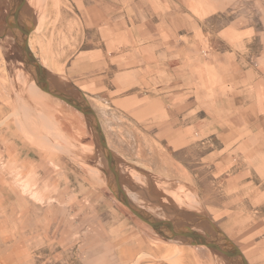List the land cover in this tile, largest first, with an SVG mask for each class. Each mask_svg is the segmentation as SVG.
Masks as SVG:
<instances>
[{
  "label": "rangeland",
  "instance_id": "1",
  "mask_svg": "<svg viewBox=\"0 0 264 264\" xmlns=\"http://www.w3.org/2000/svg\"><path fill=\"white\" fill-rule=\"evenodd\" d=\"M192 1L199 17L252 26L264 35V0ZM25 3L39 22L40 52L64 66L86 43L82 0ZM0 70V264H230L219 251L167 239L137 217L109 187L108 161L84 114L31 84L29 71L2 50ZM100 100L105 114L95 110L125 191L145 190L169 218L173 208L185 217L207 215L225 232L203 207L176 153L154 135L155 126ZM241 250L249 264L264 261V249Z\"/></svg>",
  "mask_w": 264,
  "mask_h": 264
},
{
  "label": "crops",
  "instance_id": "2",
  "mask_svg": "<svg viewBox=\"0 0 264 264\" xmlns=\"http://www.w3.org/2000/svg\"><path fill=\"white\" fill-rule=\"evenodd\" d=\"M14 3L0 0L4 55L26 69L22 35L35 23L30 46L59 88L151 122L210 216L241 249H264V35L199 17L192 0H82L86 43L60 66Z\"/></svg>",
  "mask_w": 264,
  "mask_h": 264
},
{
  "label": "water",
  "instance_id": "3",
  "mask_svg": "<svg viewBox=\"0 0 264 264\" xmlns=\"http://www.w3.org/2000/svg\"><path fill=\"white\" fill-rule=\"evenodd\" d=\"M12 1L15 2L14 4H17L16 12L21 10L25 5V0ZM18 27L20 26L18 25ZM35 28V23H32V26L26 29L24 33L22 31L23 43L21 44V48L24 53L23 61L26 68L43 90L61 98L84 114L94 129L101 151L108 161V184L117 199L125 204L137 217L149 224L158 234L167 239L182 240L192 245L204 244L219 251L230 264H249L241 248L209 216L187 212L190 215H188L189 217H185L181 216L182 211L173 208L174 216L172 218L159 219L132 202L124 189L117 157L109 146L97 111L89 103L86 94L82 93L80 96L73 95L62 90L53 82L51 79L53 77L52 73L41 63L30 46L29 37ZM198 228L203 230V232H200Z\"/></svg>",
  "mask_w": 264,
  "mask_h": 264
},
{
  "label": "bare ground",
  "instance_id": "4",
  "mask_svg": "<svg viewBox=\"0 0 264 264\" xmlns=\"http://www.w3.org/2000/svg\"><path fill=\"white\" fill-rule=\"evenodd\" d=\"M37 0H32V4H34L35 2H36ZM25 2H26V0H25ZM28 2V1H27ZM11 4V3H10ZM26 4V3H25ZM27 5V4H26ZM24 10V9H23ZM38 10V9H37ZM23 13V12H22ZM39 25V24H38ZM41 31V30H40ZM19 38V37H18ZM23 53V52H22ZM24 54V53H23ZM23 62V61H22ZM18 64V63H17ZM18 66V65H17ZM16 66V67H17ZM23 69V68H22ZM27 69V68H26ZM25 69V70H26ZM23 72V71H22ZM25 72H28V71H25ZM14 73H16V72H14ZM20 74H21V72H20ZM23 74V73H22ZM14 76H16V74L14 75ZM20 78V77H19ZM29 78V77H28ZM33 80V79H32ZM17 81H19V80H17ZM21 81V80H20ZM26 81V80H25ZM34 82H36V81H34ZM25 85V84H24ZM27 85V84H26ZM25 90H27V89H25ZM22 129H23V126H22ZM30 137V136H29ZM37 143H39V142H37ZM85 145V144H84ZM86 150V149H85ZM91 161V160H90ZM95 165V164H94ZM94 165H92V166H94ZM99 171V170H98ZM100 171H101V169H100ZM102 172V171H101ZM131 173V172H130ZM97 174V173H96ZM131 174H133V173H131ZM133 176V175H132ZM105 177V176H104ZM102 178V177H101ZM134 181V180H133ZM26 183V182H25ZM29 184V183H28ZM28 184H25V187H26V191H28L29 190V188L31 189V186L29 187V185ZM143 186H145V185H143ZM142 186V187H143ZM146 187V186H145ZM126 188V187H125ZM144 188V187H143ZM126 191H127V194H128V196L130 197V199L132 200V202L135 204V205H137V206H139V207H141V208H143V209H145V210H147L148 212H150V213H152L154 216H156L157 218H159V219H169V214L166 212V211H164L163 209H161V207H159V206H156V205H154V204H152L146 197H145V194H146V191L144 190V191H142V192H135V191H133V190H131V189H127L126 188ZM34 196L35 197H39V195L37 194V193H34ZM181 216H184V215H182L181 214ZM196 229V228H195ZM198 230L200 231V232H203V230H200L199 228H198ZM173 241H176V240H173ZM175 260V259H174Z\"/></svg>",
  "mask_w": 264,
  "mask_h": 264
}]
</instances>
